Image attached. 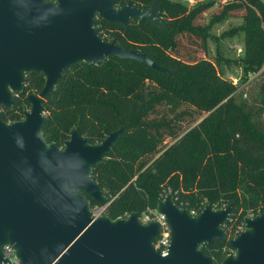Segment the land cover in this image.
<instances>
[{
  "label": "trees",
  "instance_id": "1",
  "mask_svg": "<svg viewBox=\"0 0 264 264\" xmlns=\"http://www.w3.org/2000/svg\"><path fill=\"white\" fill-rule=\"evenodd\" d=\"M154 1L116 0V4L150 10ZM161 2L166 29L137 19L128 28L101 18L95 26L103 39L146 54L172 74L118 58L74 66L46 101L44 136L62 147L78 129L91 144H99L124 127L106 163L94 169L95 180L109 198L106 216L115 220L132 212L154 213L158 201L170 192L177 205L198 213L208 203L223 209L236 202L224 226L234 238L245 218L264 213V1L218 3L220 9L208 24L200 21L217 5L214 0L191 8ZM239 13L244 24L221 38L243 35V54L226 63L241 69L242 85L249 83L250 75H258L253 95L239 93L226 79L221 53L214 61L207 59L211 25ZM185 41L201 48L205 58L186 57ZM44 86L42 73L29 74L25 92L15 98L12 110L0 113L1 119L17 120L30 107L27 97L40 94ZM185 122L190 123L187 130ZM99 205L92 201L91 207ZM201 249L216 264L234 254L228 241Z\"/></svg>",
  "mask_w": 264,
  "mask_h": 264
},
{
  "label": "water",
  "instance_id": "2",
  "mask_svg": "<svg viewBox=\"0 0 264 264\" xmlns=\"http://www.w3.org/2000/svg\"><path fill=\"white\" fill-rule=\"evenodd\" d=\"M161 14V0L150 10L118 7L116 0H0V106L13 108L27 75L45 78L40 94L28 96L24 120L0 119V264H9L5 246L14 248L21 264H216L201 249L215 241H228L234 251L222 264H264V213L245 218L237 237L224 228L236 202L223 209L208 203L193 216L177 205L174 192L160 199L156 212L171 235L167 257L155 248L160 222L142 223L140 212L94 220L92 201L109 203L94 169L106 163L124 127L99 144L78 129L63 148L44 136L46 101L74 66L118 58L172 74L146 54L103 39L95 26L98 18L126 28L137 19L166 29Z\"/></svg>",
  "mask_w": 264,
  "mask_h": 264
},
{
  "label": "rangeland",
  "instance_id": "3",
  "mask_svg": "<svg viewBox=\"0 0 264 264\" xmlns=\"http://www.w3.org/2000/svg\"><path fill=\"white\" fill-rule=\"evenodd\" d=\"M170 1L186 4L185 0H170ZM208 1H212V0H195V4L193 5L186 4V5L191 8L192 6L199 5V4L208 2ZM214 1L217 2V5L214 7V9H212L211 11L205 14V16L201 19L200 23L208 24L210 22V19L213 13H216L220 9L218 3L228 1V0H214ZM243 24H244V20L239 13L236 16L228 18L227 20H224L222 22H217L211 25V29H210L211 37L208 41L209 56L207 59L214 61V59L218 56V54L221 53V55L224 58L223 69L225 72L226 79L232 81L233 84L239 88V91H238L239 93L242 92L245 95H253L254 93L257 92V91H254V81L258 78L257 77L258 75H250L249 83L242 85V82L240 81V76L242 74L241 69L235 63H232V64L226 63L227 60L233 61L239 58L243 54V49H244L243 35L238 33L232 37L221 38L222 35H224L225 33L229 35L236 33L235 31L241 28ZM183 52L185 53L186 57L188 55H191L192 57L196 56L199 59L205 58V53L201 51V48L193 45L192 43H188L187 41L184 42ZM7 115L12 116V113L7 112ZM18 117L20 119L23 118V120L25 118L21 114H18L17 118ZM189 124H190L189 122H185L183 124V127L185 128V130L190 128ZM63 147H64V144L61 148Z\"/></svg>",
  "mask_w": 264,
  "mask_h": 264
},
{
  "label": "built area",
  "instance_id": "4",
  "mask_svg": "<svg viewBox=\"0 0 264 264\" xmlns=\"http://www.w3.org/2000/svg\"><path fill=\"white\" fill-rule=\"evenodd\" d=\"M185 2L187 5L195 4V0H185ZM107 208H108V204L107 205H99V206L93 208L92 209V217L94 218V220H97L98 218H100L102 216H106ZM190 213L193 216H196L199 214L196 210L190 211ZM250 218H254V217H250ZM140 221L142 223H145V224H148V223L153 222V221H158L161 223L162 234H161V237L155 241V248L162 252L163 257H167L169 254V248H170V244H171V235H170V231L167 228V225L165 223V217L163 215L158 214L157 212H154V213L142 215ZM244 226H245V223L239 229L238 235H240V233L244 231ZM4 255H5V258L9 261V264H21L20 260L16 256V252H15L13 247L5 246L4 247ZM231 255H234V254H231Z\"/></svg>",
  "mask_w": 264,
  "mask_h": 264
},
{
  "label": "flooded vegetation",
  "instance_id": "5",
  "mask_svg": "<svg viewBox=\"0 0 264 264\" xmlns=\"http://www.w3.org/2000/svg\"><path fill=\"white\" fill-rule=\"evenodd\" d=\"M28 76V75H27ZM26 82H27V80H26ZM25 87H26V84H25ZM23 94V93H22ZM22 94H18V95H15V97H14V102H15V98L16 97H18V96H20V95H22ZM27 99H28V97H27ZM13 108H14V105H13ZM13 108H11V109H8V108H5V107H3V106H0V113H4L6 110H12ZM30 110V107L27 109V110H24L23 111V116H24V113L26 112V111H29ZM8 112V111H7ZM6 112V113H7ZM0 119H1V116H0ZM2 120V119H1ZM21 120H23V118H21V119H17V120H15V121H13V122H17V121H21ZM3 121V120H2ZM5 122V121H4ZM13 122H8V123H13Z\"/></svg>",
  "mask_w": 264,
  "mask_h": 264
}]
</instances>
